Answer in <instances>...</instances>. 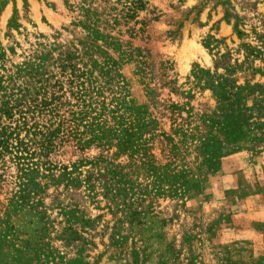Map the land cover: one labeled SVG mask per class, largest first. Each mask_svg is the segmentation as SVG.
<instances>
[{"label": "rangeland", "instance_id": "obj_1", "mask_svg": "<svg viewBox=\"0 0 264 264\" xmlns=\"http://www.w3.org/2000/svg\"><path fill=\"white\" fill-rule=\"evenodd\" d=\"M0 264H264V0H0Z\"/></svg>", "mask_w": 264, "mask_h": 264}]
</instances>
